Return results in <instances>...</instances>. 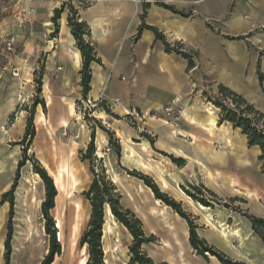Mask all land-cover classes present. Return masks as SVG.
Returning a JSON list of instances; mask_svg holds the SVG:
<instances>
[{
    "label": "rangeland",
    "instance_id": "1",
    "mask_svg": "<svg viewBox=\"0 0 264 264\" xmlns=\"http://www.w3.org/2000/svg\"><path fill=\"white\" fill-rule=\"evenodd\" d=\"M2 1L0 11L1 7L7 8L5 16L8 17L4 26L8 34H14L17 39L28 20L19 14L20 0H5V4ZM19 25H22L21 28ZM45 39L46 42L51 37ZM19 40L21 46L16 43L15 51L9 58L0 57V74L7 73L0 80V166L5 171H12V184L18 177L13 193L10 264H41L49 253L50 237L45 232L46 221L41 210L46 189L38 173L39 167L47 171L58 190L56 207L51 215L58 230L57 239L62 251L55 256L52 264H79L83 259L87 263L89 259L88 246L82 245L81 239L89 226L92 207L84 193L89 190L95 176L100 179L104 177L115 188L114 194L120 196V205L125 210L131 211L132 206L138 208V213L131 212L140 219L146 236H153V240L143 245L142 250L157 263L164 260L168 264H222L217 256L209 252H206V256L197 253L187 239L190 229L187 219L162 200L157 202L153 190L136 172L150 176L162 192L180 202L182 209L197 225L200 238L212 231L214 235H221V241L207 238L206 242L227 259L234 264H264L263 242L248 218V215L264 218V168L259 160L260 150L257 146H248L247 137L240 129L233 128L228 122L220 123V109L216 110L205 100L191 110L185 109L184 112L182 109V151L177 147L180 138L179 120L178 125L170 127L167 134L157 129L169 124L158 126L151 123L148 117L142 122L130 116L128 124L133 133L132 136L127 135L128 139L123 138L121 151L114 135V145L110 143V138H103V135L106 136L104 132H112L108 120L100 118V111H103L99 109L101 105L85 109L86 97L71 102L73 107L70 108L68 123L58 127L54 124L64 109L58 106L54 110L51 105L48 106L45 96V89H49L50 84H46L42 76L47 51L51 48L47 46L46 52H41L38 58H29V53L25 52L24 55L23 50L26 35L20 33ZM15 69L20 71L18 77L13 74ZM222 103L230 104L228 99ZM209 107L214 111L211 112ZM216 111L219 112L218 119ZM42 113L46 117L40 121ZM212 115L219 128L213 127L209 121ZM190 122L195 123L192 128L188 125ZM225 126L232 134L235 148L226 142L223 133ZM173 128L178 130V134L173 132ZM92 139L95 153L85 158L84 153ZM149 141L152 142L151 147ZM204 148L216 154L224 152L225 162L212 160L203 152ZM171 151L186 157L182 168L172 166L173 160L169 157ZM21 162L23 165L19 168ZM226 181L232 182L234 189H228ZM21 184L23 191H26L18 197L16 192ZM190 194L206 199L212 206H207V210L200 209L201 203ZM2 201L3 196L0 204ZM107 205L104 204L101 238L104 262L107 259L108 263L105 264H131L130 246L135 241L134 237L114 215L109 220L114 233L103 240ZM9 217L10 205L0 231V264H5ZM220 222L227 226V236L221 234ZM253 235H257L259 240H255ZM118 236L120 242L117 241Z\"/></svg>",
    "mask_w": 264,
    "mask_h": 264
},
{
    "label": "crops",
    "instance_id": "2",
    "mask_svg": "<svg viewBox=\"0 0 264 264\" xmlns=\"http://www.w3.org/2000/svg\"><path fill=\"white\" fill-rule=\"evenodd\" d=\"M62 6L55 33L53 17ZM20 7L19 14L28 20L20 30L26 35L24 55L28 52L29 58H38L52 42L42 79L50 84L45 93L48 106L64 109L54 120L57 127L69 122L71 102L88 97L101 105L103 119L110 123L109 130L122 151L123 138L133 133L128 124L132 111L145 113L151 123L163 126L168 123L162 110L172 106L180 114L177 147L182 151V109L191 110L205 100L218 110L209 98L218 94L219 85L240 94L264 113V78L260 80V73L264 75V0H20ZM6 10L1 7L2 35L8 34ZM72 14L87 25L89 34L84 39L97 59L90 63L86 93L82 52L68 22ZM156 31L163 37H157ZM47 36L51 40L45 42ZM6 74L1 73L0 80ZM153 113H159L160 118H151ZM193 124L188 123L191 128ZM169 125L157 131L169 134ZM104 133L103 138L109 139ZM148 143L151 147L152 142ZM170 155L186 161L182 153L171 151ZM12 177V171L0 166V201ZM6 202L3 200L0 207H6L7 217L10 204ZM130 209L138 213V208ZM214 234L212 231L202 238L221 241L222 236ZM253 236L259 240L260 236Z\"/></svg>",
    "mask_w": 264,
    "mask_h": 264
},
{
    "label": "trees",
    "instance_id": "3",
    "mask_svg": "<svg viewBox=\"0 0 264 264\" xmlns=\"http://www.w3.org/2000/svg\"><path fill=\"white\" fill-rule=\"evenodd\" d=\"M64 6L55 10L53 22L56 26L55 33L59 29L58 19L63 11ZM69 25L72 26V34L77 40V44L82 52L83 67L82 73V85L83 91L86 93L89 89L90 82V63L96 61L94 56V49L90 43L86 42L84 36L89 34L87 25L84 22L77 20L75 14L69 17ZM151 28L152 27H148ZM156 36L162 38V34L156 31ZM260 80H263L264 75L260 73ZM229 100L230 104L222 103L223 100ZM209 101L220 109V123L228 122L232 124L233 128L240 129L242 134L247 137L249 147L257 146L260 150L259 160L262 161V167L264 168V113L258 110L252 103L248 102L243 96L235 91L219 85V91L216 96L210 97ZM110 143L114 145L115 141L112 140L113 133H109ZM118 146H120L118 144ZM94 140L89 144L87 151L84 153L85 158H90L95 153ZM165 154V153H164ZM174 163L179 166L183 165L185 161L181 158H176L173 155H169ZM23 165L21 162L19 168ZM38 173L42 177L45 189L46 197L42 203L41 210L45 219V232L50 237V249L48 255L41 262V264H52L55 256L61 254L62 246L57 239L58 230L55 227V221L51 215V212L56 207V198L58 190L54 184L53 179L48 175L47 171L43 167L38 168ZM19 175V172L18 174ZM146 185H148L154 192L156 198L162 200L168 206L175 209L183 218L187 219L190 227V244L197 251L198 254L206 256V252L211 253L218 257L222 264H234L232 261L226 258V256L220 251L216 250L213 246H209L205 239L200 238L196 228L197 225L189 218V215L182 209L180 202L170 197L167 193L160 190L155 181L148 175L137 173ZM18 177L12 184L11 189L3 195V200L10 203V217L8 224V234L5 240V264H10V252H11V240L13 234L12 219L14 216V199L13 193L17 187ZM115 188L110 186L105 178L101 179L95 176L90 188L84 194L90 200L92 211L89 226L84 232L81 244L88 246L89 259L86 264H105L104 253L102 250V225L104 223V204L107 203L113 215L122 222L130 231L134 237V243L130 246L132 253L131 264H168L167 262L156 263L151 257H149L143 250L142 245L144 243L153 240V236L147 237L142 229V223L140 219L135 217L134 213L129 210H125L119 202L120 196L114 194ZM214 195V193H211ZM194 199L199 201L205 206H212V203L203 198L195 197L190 194ZM216 196V195H214ZM248 218L252 222L253 230L260 236L264 243V218L248 215Z\"/></svg>",
    "mask_w": 264,
    "mask_h": 264
},
{
    "label": "bare ground",
    "instance_id": "4",
    "mask_svg": "<svg viewBox=\"0 0 264 264\" xmlns=\"http://www.w3.org/2000/svg\"><path fill=\"white\" fill-rule=\"evenodd\" d=\"M98 22V21H97ZM45 92H48V89L46 88L45 89ZM105 99H107V98H105ZM111 99V98H110ZM209 109L211 110V112H213L214 110L211 108V107H209ZM100 115V118H104L105 117V114H104V112H102V113H100L99 114ZM45 115L42 113V114H40V117H39V119H40V121H42L43 119H45ZM210 122H211V124H212V126L213 127H216V128H219V127H217L216 126V121H215V116L214 115H212V116H210V120H209ZM165 124V123H164ZM170 127H173V125H169ZM223 128V127H222ZM173 132L175 133V134H178V130L177 129H175V128H173ZM223 133L225 134V139H226V142H227V144L229 145V146H231V147H234L235 145H234V143H233V137H232V134L228 131V129H227V126H225V128H223ZM180 134V133H179ZM1 136V135H0ZM237 140V139H236ZM235 143H237V142H235ZM242 143V142H241ZM235 148V147H234ZM240 149V148H239ZM100 150V149H99ZM238 150V149H237ZM241 151V150H240ZM101 152V151H100ZM203 152L206 154V155H208L212 160H214V161H218V162H222V163H224L225 162V159H224V155H225V153L224 152H222L221 154H216V153H214L213 151H211V150H209V149H207V148H204L203 149ZM99 155V154H98ZM240 158L241 157H239L238 156V159L240 160ZM191 161V160H190ZM146 162V161H145ZM145 162H143V163H145ZM135 163V162H134ZM168 164V163H167ZM174 164V163H173ZM148 166V165H147ZM160 169V168H159ZM161 170V169H160ZM163 170V169H162ZM161 170V171H162ZM164 171V170H163ZM167 172V171H166ZM165 172V173H166ZM206 176V175H205ZM35 177H36V175H35ZM40 178V177H39ZM38 178V179H39ZM119 178V177H118ZM36 179V178H35ZM24 182H25V180H24ZM36 182V181H35ZM210 183V182H209ZM164 184L166 185L167 183L164 181ZM225 184H226V186H227V188L228 189H234V186H233V184H232V182H230V181H226L225 182ZM179 185V184H178ZM34 186V185H33ZM23 187H22V184L20 185V187H19V189H18V191L16 192L17 193V195H18V197H21V195L23 194V192H25V191H23V189H22ZM30 191V190H29ZM32 193V192H31ZM34 196H35V194H34ZM189 197V196H188ZM254 200H256V199H254ZM18 201V200H17ZM156 201L157 202H161V200L158 198V199H156ZM194 202V201H193ZM158 205H159V203H158ZM164 207V206H163ZM199 207H200V209H202V210H207L208 209V207L207 206H205V205H203V204H199ZM209 213V212H208ZM214 214V213H213ZM163 216V215H162ZM208 217H209V219H211V214H209L208 215ZM5 218H6V207H0V231L2 230V228H3V225H4V222H5ZM110 218H113V213H112V211H111V208H110V206L109 205H107L106 206V218H105V221H106V223H105V225H104V228H103V240L104 239H106L109 235H112V233H114V229L112 228V226L109 224V220H110ZM216 219H218V218H216ZM208 222L209 223H211V225L213 226V227H215L214 226V223H212L210 220H208ZM216 225V224H215ZM57 226L58 227H60L59 226V224H57ZM240 226V225H239ZM170 228V227H169ZM227 226L224 224V223H221L220 222V232H221V234L223 235V236H227ZM238 229H239V227H238ZM75 234L77 235V233H78V229H77V227H76V229H75ZM19 233V232H18ZM175 233V232H174ZM236 234V233H235ZM59 236H60V232H59ZM178 236V235H177ZM241 236V235H240ZM79 237V236H78ZM245 239V238H244ZM117 241H119L120 242V238H119V236H118V239H117ZM2 242V239L0 240V243ZM165 245H167V244H165ZM164 245V246H165ZM157 248V247H156ZM105 251H107L106 250V248H105ZM123 251H124V249H123ZM105 262L106 263H108V260L107 259H105ZM86 263V260L85 259H83V260H81V262L79 263V264H85Z\"/></svg>",
    "mask_w": 264,
    "mask_h": 264
},
{
    "label": "built area",
    "instance_id": "5",
    "mask_svg": "<svg viewBox=\"0 0 264 264\" xmlns=\"http://www.w3.org/2000/svg\"><path fill=\"white\" fill-rule=\"evenodd\" d=\"M1 14V11H0ZM17 39L16 36L12 33L7 35L0 34V57H8L15 51ZM19 69H15V72L13 73L14 76H19ZM1 77V74H0ZM99 103L96 101L91 100L90 98L86 97L84 100V107L85 109H91L95 108ZM163 117L166 123L171 125H178V120L180 119V114L178 111H176L172 106H166L162 110ZM130 116L136 120V121H142L145 122L147 119V116L145 113L132 111L130 113ZM153 119H159L160 115L159 113H153L150 115Z\"/></svg>",
    "mask_w": 264,
    "mask_h": 264
},
{
    "label": "water",
    "instance_id": "6",
    "mask_svg": "<svg viewBox=\"0 0 264 264\" xmlns=\"http://www.w3.org/2000/svg\"><path fill=\"white\" fill-rule=\"evenodd\" d=\"M48 47L52 48V42L51 41L49 42V46Z\"/></svg>",
    "mask_w": 264,
    "mask_h": 264
}]
</instances>
